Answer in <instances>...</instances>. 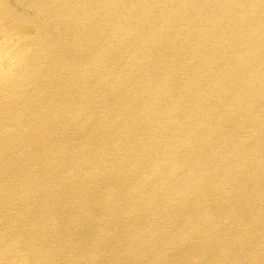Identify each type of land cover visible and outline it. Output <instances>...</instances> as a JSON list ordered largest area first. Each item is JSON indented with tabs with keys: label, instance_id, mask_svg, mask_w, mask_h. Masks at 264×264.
<instances>
[{
	"label": "bare ground",
	"instance_id": "1",
	"mask_svg": "<svg viewBox=\"0 0 264 264\" xmlns=\"http://www.w3.org/2000/svg\"><path fill=\"white\" fill-rule=\"evenodd\" d=\"M0 264H264V0H0Z\"/></svg>",
	"mask_w": 264,
	"mask_h": 264
}]
</instances>
